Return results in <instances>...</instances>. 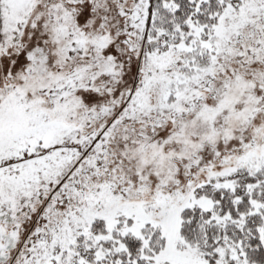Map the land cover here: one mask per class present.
Returning a JSON list of instances; mask_svg holds the SVG:
<instances>
[{"label":"snow or ice","instance_id":"1","mask_svg":"<svg viewBox=\"0 0 264 264\" xmlns=\"http://www.w3.org/2000/svg\"><path fill=\"white\" fill-rule=\"evenodd\" d=\"M0 264H264V0H0Z\"/></svg>","mask_w":264,"mask_h":264}]
</instances>
